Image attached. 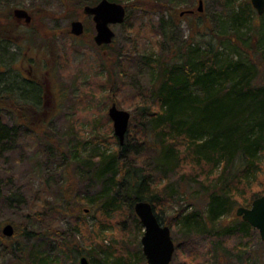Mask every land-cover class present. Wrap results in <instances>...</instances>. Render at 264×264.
Masks as SVG:
<instances>
[{
  "label": "rangeland",
  "instance_id": "rangeland-1",
  "mask_svg": "<svg viewBox=\"0 0 264 264\" xmlns=\"http://www.w3.org/2000/svg\"><path fill=\"white\" fill-rule=\"evenodd\" d=\"M96 1L0 0V27L7 25L9 18L14 24L13 28H0V36H7L0 41V122L8 129L16 126L17 113L21 110L18 104L25 102L31 104L21 105L28 107L23 109L30 113V122L37 126L44 123L40 135L30 133L26 137L17 129L0 152V230L10 224L18 231L13 243L16 247L49 242L54 249L53 231L71 234L81 244L91 245L95 241L92 233L98 234L101 229L102 243L119 253L133 249L137 242L141 248L143 227L126 201L111 207L113 212L107 214L108 220H116L113 230L112 224L104 222L101 214L94 212V205L80 204L76 208V197L88 200L101 187L98 181L84 177L86 168L80 161L92 149L91 139L103 141L107 137L109 142L98 144V148H107L108 153L116 148L118 139L107 115L109 106L115 104L118 109L129 112L127 132L134 128L132 119H137L134 108L139 103L135 92L137 88H148L142 55L153 58L169 53L167 50L184 44L191 37L205 43L210 38L207 31L210 28L223 43L219 49L221 58L240 60L248 56L263 70L256 83L264 82V11L259 15L252 10L244 23L234 24V12L224 9L221 0H201V12L197 11V0H147L151 6L156 4L154 2H159L158 5L173 2L170 4L176 5L174 15L154 12L150 7L144 10L151 11L132 10L129 25H110L114 37L101 48L93 41L92 20L82 12L84 6H92L89 3ZM117 1L126 4V0ZM243 1L250 0H237L232 5L233 10ZM16 8L29 13V25L13 18ZM185 10L195 13L184 14ZM75 20L84 24V32L78 37L69 33L70 23ZM161 20L165 22L163 28L159 24ZM214 43H219L218 38ZM28 75L42 87H32L24 81L23 77ZM43 87L46 94L42 93ZM82 141L87 144L82 148L78 146L81 154L76 161L69 151L73 152L76 143ZM169 179L173 182L176 178L170 176ZM175 187L183 193L181 197H175L174 202L158 201L155 215L172 224L174 214L181 208V216L197 206L201 212L207 211V198L198 188L194 187L195 191L180 184ZM10 193L23 195V202L6 206L2 196ZM32 205L38 208L31 211ZM239 221L240 218L226 213L220 225L237 226ZM204 222L209 234L203 231L189 238L187 227L177 228L174 222L163 224L170 229L175 245L171 264H264V242L256 230L218 240L214 226L206 219ZM74 226H81L78 230L82 234L75 233ZM29 232H38L39 236L29 237ZM23 233L27 235L22 236ZM13 260L10 252L0 247V264H14ZM88 260L91 262V257ZM123 264L147 263L144 256L142 260L134 255L130 262Z\"/></svg>",
  "mask_w": 264,
  "mask_h": 264
},
{
  "label": "trees",
  "instance_id": "trees-1",
  "mask_svg": "<svg viewBox=\"0 0 264 264\" xmlns=\"http://www.w3.org/2000/svg\"><path fill=\"white\" fill-rule=\"evenodd\" d=\"M236 1L221 0V4L224 9L229 8L234 12V24H241L250 17L252 8L248 1H243L235 11L232 5ZM95 3L89 4L93 6ZM154 3L151 6L147 0H126L123 23L129 25L132 10L151 11L144 10L147 7L154 12L174 15L176 5L170 4L173 2L165 5ZM185 11L182 12L189 14ZM164 23L163 20L159 22L161 28ZM13 25L9 18L7 25L0 28L6 26L9 29ZM207 31L210 38L205 43H198L191 37L184 44L167 50L169 53H160L153 58L142 55L148 88H137L135 92L139 103L134 108L137 117L136 120L132 119L134 128L129 129L123 144L117 142L111 153L107 148H98V144L109 142L107 137L103 141L91 139L92 149L80 161L86 168L84 177L98 181L101 187L88 200L76 197V208L80 204L94 205V212L100 213L101 219L112 224L114 230L116 220H108L107 215L113 212L111 207L126 201L129 210H132L136 202L143 201L148 202L155 212L158 201L174 202L175 197H181L183 193L175 187L180 184L198 188L208 204L206 212H201L197 206L187 215L181 216L182 208L174 214V225L177 228L183 225L182 229L187 227V238L203 231L209 234L205 219L217 230L215 237L218 240L223 236H239L252 230L241 219L238 227L230 225L224 228L220 223L226 213L237 219V207L247 208L254 199L264 194V82L256 83L263 70L248 56L240 60L222 59L219 51L223 44L221 38L213 34L210 28ZM199 35L197 32L196 36ZM6 38L2 35L0 41ZM216 38L218 44L214 43ZM27 83L32 87L41 86ZM43 90L42 93L46 94L45 87ZM24 104L31 105L25 102L18 104L21 110L17 113L19 123L16 126L8 129L0 122V152L2 145L13 139L17 129L26 137L30 133L40 135V130H43L44 123L37 126L30 122V113L23 109L27 110L28 107L21 106ZM32 139L33 143L37 142L34 137ZM86 144V141L77 142L73 152L69 151L71 158L77 161L81 154L78 146L82 148ZM54 148L59 151V148ZM61 157L65 159L63 153ZM170 176L176 179L172 182ZM22 196L17 193L3 195L2 202L6 206L12 203L17 205L23 202ZM37 205L30 206L31 211L38 208ZM155 216L162 225L173 224L167 223L161 216ZM80 227L74 226L73 231L82 234L78 230ZM100 231L97 233L100 234ZM53 232L54 249H51L49 242L44 245L14 246L17 230L9 238L3 236L0 230V247L10 252L14 264H79L82 256L87 259L91 257L89 264H123L130 262L134 255L143 260L138 242L133 249L119 253L102 243L101 234L92 233L95 241L91 245H83L71 234ZM38 234L29 232L22 236Z\"/></svg>",
  "mask_w": 264,
  "mask_h": 264
},
{
  "label": "water",
  "instance_id": "water-1",
  "mask_svg": "<svg viewBox=\"0 0 264 264\" xmlns=\"http://www.w3.org/2000/svg\"><path fill=\"white\" fill-rule=\"evenodd\" d=\"M257 14L264 11V0H251ZM197 11H203L202 1H198ZM82 12L90 16L94 24L93 41L97 46L108 45L112 42L114 33L110 25L121 24L125 18V7L120 3L110 0H100L93 6H84ZM190 11H186L189 13ZM184 13V12H183ZM13 17L23 20L25 25L31 23V16L24 9H14ZM82 22L75 20L70 23L69 33L75 37L83 34ZM107 115L112 122L113 133L117 137L119 144H123L127 132L130 113L118 109L115 104H111L107 110ZM135 215L143 227V234L140 238L141 252L147 264H171L175 245L171 239L170 229L160 224L156 218L151 205L148 202L139 201L133 206ZM235 216L248 223L252 229L258 232L262 242H264V195L254 199L249 207H237ZM1 233L9 238L13 235L12 225L5 224ZM79 264H89L88 259L80 257Z\"/></svg>",
  "mask_w": 264,
  "mask_h": 264
},
{
  "label": "flooded vegetation",
  "instance_id": "flooded-vegetation-1",
  "mask_svg": "<svg viewBox=\"0 0 264 264\" xmlns=\"http://www.w3.org/2000/svg\"><path fill=\"white\" fill-rule=\"evenodd\" d=\"M198 1L199 0H197V3H198ZM249 3H250V6H251V8H252V10H255L254 9V7L252 6V3H251V0L249 1ZM25 10V9H24ZM188 10H193V9H191V8H189ZM195 12H190L188 15H192V14H194ZM29 14V13H28ZM90 19H91V17L90 16H88ZM14 18V17H13ZM15 19V18H14ZM16 20H18V19H16ZM92 20V19H91ZM18 21H21V20H18ZM83 28H84V24H83ZM22 66V65H21ZM30 67V66H29ZM23 80L24 81H27V82H30V83H34V84H37V82H35V81H33L30 77H29V75H28V77H23Z\"/></svg>",
  "mask_w": 264,
  "mask_h": 264
}]
</instances>
